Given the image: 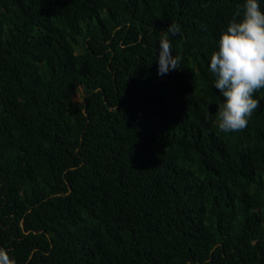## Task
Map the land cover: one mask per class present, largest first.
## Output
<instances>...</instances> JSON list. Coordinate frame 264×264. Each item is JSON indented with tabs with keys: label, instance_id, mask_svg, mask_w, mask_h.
Masks as SVG:
<instances>
[{
	"label": "trees",
	"instance_id": "obj_1",
	"mask_svg": "<svg viewBox=\"0 0 264 264\" xmlns=\"http://www.w3.org/2000/svg\"><path fill=\"white\" fill-rule=\"evenodd\" d=\"M245 2L0 0V247L16 264H264V100L221 132L209 67ZM172 22L181 69L160 75Z\"/></svg>",
	"mask_w": 264,
	"mask_h": 264
},
{
	"label": "clouds",
	"instance_id": "obj_2",
	"mask_svg": "<svg viewBox=\"0 0 264 264\" xmlns=\"http://www.w3.org/2000/svg\"><path fill=\"white\" fill-rule=\"evenodd\" d=\"M172 22L160 32L158 73L180 70L181 58L172 51L171 37L180 33ZM215 73L214 87L223 102L218 104L216 124L223 133L243 132L252 115L260 108L256 94L264 89V9L259 0H246L242 18L233 20L222 32L218 50L210 59ZM79 103V99L75 101ZM0 264H16L7 249L0 247Z\"/></svg>",
	"mask_w": 264,
	"mask_h": 264
},
{
	"label": "rangeland",
	"instance_id": "obj_3",
	"mask_svg": "<svg viewBox=\"0 0 264 264\" xmlns=\"http://www.w3.org/2000/svg\"><path fill=\"white\" fill-rule=\"evenodd\" d=\"M77 99H79V103L77 102V104L81 105L83 102V90L81 87H78L76 90V94L74 96V101H76Z\"/></svg>",
	"mask_w": 264,
	"mask_h": 264
}]
</instances>
